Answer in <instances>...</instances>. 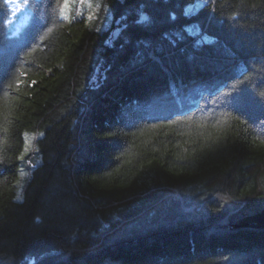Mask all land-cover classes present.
I'll return each instance as SVG.
<instances>
[{"label": "trees", "instance_id": "16d2710c", "mask_svg": "<svg viewBox=\"0 0 264 264\" xmlns=\"http://www.w3.org/2000/svg\"><path fill=\"white\" fill-rule=\"evenodd\" d=\"M18 3L0 0V264H264L242 224L264 210V0H104L106 23Z\"/></svg>", "mask_w": 264, "mask_h": 264}, {"label": "rangeland", "instance_id": "374dc122", "mask_svg": "<svg viewBox=\"0 0 264 264\" xmlns=\"http://www.w3.org/2000/svg\"><path fill=\"white\" fill-rule=\"evenodd\" d=\"M19 0H8V2L10 3L11 9L13 11V16L15 17V19L20 18L21 16H23V10L22 8L19 6L18 3ZM69 1V0H68ZM104 0H79L78 6H77V11H81L87 18L91 19V20H100V17H102V21H104V23L108 22L109 19L111 18L109 15V12L107 10L106 7H104ZM68 4V2H67ZM66 4V5H67ZM66 5H64L63 10L65 12V10L67 9ZM77 5V3L75 4V6ZM199 4H196V6ZM98 17V18H97ZM32 139L28 138L27 139V144L30 145L31 144ZM29 148V146H28ZM22 182H24V173L22 172L19 176V181H18V185L21 186Z\"/></svg>", "mask_w": 264, "mask_h": 264}, {"label": "water", "instance_id": "95a60500", "mask_svg": "<svg viewBox=\"0 0 264 264\" xmlns=\"http://www.w3.org/2000/svg\"><path fill=\"white\" fill-rule=\"evenodd\" d=\"M140 21H146L147 16L146 15H141L140 16ZM118 35V31H116L113 35V39H115ZM242 224L245 225L246 227H252V228H261L264 229V210L261 211L260 213L247 217L242 221Z\"/></svg>", "mask_w": 264, "mask_h": 264}]
</instances>
